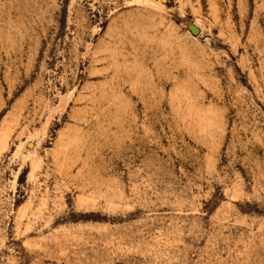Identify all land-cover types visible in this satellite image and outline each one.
Segmentation results:
<instances>
[{
	"label": "rangeland",
	"instance_id": "1",
	"mask_svg": "<svg viewBox=\"0 0 264 264\" xmlns=\"http://www.w3.org/2000/svg\"><path fill=\"white\" fill-rule=\"evenodd\" d=\"M0 264H264V0H0Z\"/></svg>",
	"mask_w": 264,
	"mask_h": 264
},
{
	"label": "water",
	"instance_id": "2",
	"mask_svg": "<svg viewBox=\"0 0 264 264\" xmlns=\"http://www.w3.org/2000/svg\"><path fill=\"white\" fill-rule=\"evenodd\" d=\"M192 31L197 34L199 32V30L196 27H192Z\"/></svg>",
	"mask_w": 264,
	"mask_h": 264
}]
</instances>
